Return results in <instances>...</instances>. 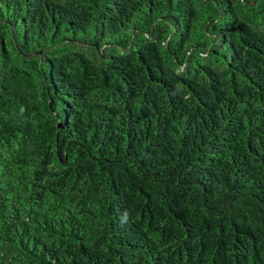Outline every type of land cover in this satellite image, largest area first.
<instances>
[{
	"label": "trees",
	"instance_id": "16d2710c",
	"mask_svg": "<svg viewBox=\"0 0 264 264\" xmlns=\"http://www.w3.org/2000/svg\"><path fill=\"white\" fill-rule=\"evenodd\" d=\"M0 264H264V0H0Z\"/></svg>",
	"mask_w": 264,
	"mask_h": 264
}]
</instances>
